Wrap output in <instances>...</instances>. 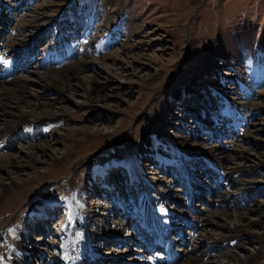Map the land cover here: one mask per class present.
<instances>
[{
  "label": "rangeland",
  "instance_id": "rangeland-1",
  "mask_svg": "<svg viewBox=\"0 0 264 264\" xmlns=\"http://www.w3.org/2000/svg\"><path fill=\"white\" fill-rule=\"evenodd\" d=\"M0 4V51L21 60L13 75L32 78L30 70L43 72L40 58L57 44L61 50L46 55L54 72L83 64L80 80L74 79L72 89L64 93L42 89L34 80L27 84L41 101L54 102L49 109L62 106V115L22 123L0 134L1 145L6 140L12 143L7 148L0 145V162L10 169L0 171L9 194L0 201L2 237L11 243L8 237L16 234L22 213L35 215L43 205L53 210L45 219V234L40 230L31 234L35 248L29 264H57L54 257L60 252L74 191L80 209L91 210L85 220H90L93 236L116 225V239L97 238L89 244L102 259L100 264L132 263L127 258L139 255L143 237L150 239L147 231L137 229L143 199L170 213L168 235L178 247V251L172 247L173 260L187 240L179 238L178 230L200 238L210 228L189 227L193 217L188 210L226 208L253 220L264 215V208H256L264 205V168L230 171L240 166L245 154L254 159L264 155V0H0ZM64 41L72 48L66 55ZM23 49L29 54L23 56ZM84 87L90 90L91 103H84ZM22 107L27 110L25 104ZM256 125L261 130L251 131ZM82 127L100 134L83 137ZM29 130L41 133L42 143L55 139L50 149L60 157L62 134L75 133L79 140L60 164L48 161L36 164L35 170L18 167L9 155L24 159L21 149L27 150L26 141L15 136L23 137ZM210 151L225 157L216 159L229 172L227 178L216 179L213 160L200 156ZM195 159L200 161L197 166ZM132 161L150 183L131 178ZM205 167L215 175L202 173ZM194 169L199 171L195 175L202 198L194 200L192 208L188 199L193 195H187L184 175ZM104 176L109 182H102ZM40 184L44 185L33 195ZM99 188L116 191L115 196L106 199L97 193ZM224 194L229 203L221 201ZM117 200L120 206L115 209L120 212L98 214L100 205L115 206ZM127 231L136 233L132 240L124 238ZM244 241L249 250L262 251L254 264H264V241ZM192 246L210 248L211 257L224 262L231 250L236 252L229 245L210 247L206 239Z\"/></svg>",
  "mask_w": 264,
  "mask_h": 264
},
{
  "label": "bare ground",
  "instance_id": "bare-ground-1",
  "mask_svg": "<svg viewBox=\"0 0 264 264\" xmlns=\"http://www.w3.org/2000/svg\"><path fill=\"white\" fill-rule=\"evenodd\" d=\"M27 50L28 49H23L21 51L23 52V56L29 54ZM49 61V56L44 57L41 63V68L44 71L42 70L43 72H39L38 69H32L29 71L32 78H24L13 75L15 68L19 66L21 60L19 61L18 57L11 59L6 54L0 53V134L4 131L14 130L17 126L22 123H27L29 121L35 120H44L48 117L50 118L54 114L62 115V106H57L56 110L49 109L54 102L46 103L44 101H41L39 98V94L37 95L31 93L27 87V84H29L30 81L34 80V82H37L40 88L42 89H52L64 93L65 91L72 89L73 86L71 83L74 79L80 80L79 74L81 73L83 64L73 63L69 66H63V70L65 71L56 73L58 69L56 70V72H54V68H52V64ZM78 87L82 88V85H79ZM90 95V90L84 87V103L92 102L93 99L90 97ZM95 97L98 100L101 96ZM24 104L26 105L27 110L23 109L22 105ZM235 124L237 125L238 122H234V125ZM260 130L261 126L256 125L251 131L258 132ZM30 131L31 130H29L28 134H25L23 137L15 136L19 139H25V147L27 148V150L21 149V156L24 157L23 160H20L21 158L19 159V154L9 155V157H12L14 159L13 162L18 167H29V169L34 167L35 170L36 164H44L48 163V161H53L54 164H60L63 162L62 160L69 158L73 146H75V144L79 140L75 136V133L62 134V144L64 152L62 151V157H60L55 154V151H52L50 149L51 142L54 143L56 141L55 139L46 143H42L40 142L41 140L39 138V136L42 134L39 133L36 135L34 132ZM79 134L83 135V137H87L92 135H98L100 134V132L98 130L90 131L82 127V129H79ZM12 135L14 134L12 133ZM1 146L2 148L11 147L12 143L6 140ZM223 148L224 147H222V149ZM41 156L45 158L41 159ZM200 156H203L205 158H211L213 160V163L210 162V166L216 167V169H218V173H216V175L206 167L204 168V171H202L203 169L201 170L202 173L205 172L209 175H215L216 179L217 177L220 179L227 178L229 172H225V170H222L219 161H217V159L221 160L225 157H221L220 155L215 154L212 151L202 154ZM241 160L242 163L239 164L240 166H238V168H236L234 171L230 170L231 172H243L244 170H248L254 167L264 168V155H261V157L254 159L245 154L241 157ZM194 162V166H197L200 161L195 159ZM7 163L9 165L11 164L10 162ZM5 164L6 163L0 162V171L5 170L9 172L10 169H8L7 165ZM131 165V178L133 180L140 179L141 181H145L144 175H142V172L140 170L141 168L136 167L134 162ZM190 172L191 174L189 176L188 174H185L184 177L187 176V181H185L187 195H189L190 197H192L193 195L192 199H188V205L193 208L194 205H196L194 204V200L196 201V199H201L202 195L197 193L201 190V187H199L198 184V178L195 175L196 173L198 174L199 171L194 169ZM103 178L105 179L102 180V182L104 183L109 182L110 180L107 177L105 178V176L102 177V179ZM247 181L252 183L253 179H247ZM14 182L18 183L17 181H13L12 184H14ZM145 183L148 184L150 182L145 181ZM85 188L86 190L89 189L88 186ZM115 192L116 191L110 193L109 191H105L104 188H99L97 193H101L106 197V199H108L109 197V199H111V197L115 196ZM8 195L6 192V188L4 187V184L2 183V180L0 178V201H2V199H4V197ZM78 198L79 196L76 195L75 191L69 195V217L63 229V240L61 243L59 242L60 244H58L60 252L54 258L58 259L57 264H100L102 262V259L97 258L92 253V251L89 249V244L97 238L104 239L108 237H114L113 239H116L118 237V231L116 230L115 225V227L113 228L114 230H111L110 232L102 231L98 235V237L93 236V231L88 229V226L90 225V220H85V217L88 215L89 212H91V210L85 209V207H82L80 209L79 205L75 203V200ZM228 198L229 197L225 195L221 201H226L229 203L230 201L228 200ZM116 202L117 204L115 206L106 204L100 205L102 207V211L98 214L108 215L106 211L115 212V214L120 212V210L115 209L116 207L118 208V205L120 206V202L119 200H117ZM92 203H95V201L90 202V204ZM222 203L224 204V202ZM184 205H186V203ZM261 207L264 208V205L262 206L261 203H258L256 206L257 209H262ZM202 208L200 207L199 209ZM199 209L195 208L192 209V211L194 210V212H191V210H188L186 212L190 215V217H193V221H191V224H189L190 226H188L192 228V226L199 227L200 224H203L205 227L210 226V228H205V234H203L200 238L199 236L196 238L188 236L186 237L184 233L181 234L180 239L182 237H185L187 238V240L184 247L181 249L182 253L176 255V261L178 259H181L179 262L176 263V261L174 262V260L172 259V247L174 248V250L176 249V251H178V247L175 246L176 241L174 242V238L167 236V232H169L170 227H172V225L168 221L169 216L167 217V215H170V213L168 214V212L164 208L157 209L150 206V204L144 199L141 200L139 203L140 214L137 215V217L134 215L138 223L137 229H145L151 231V233L155 235L153 237L152 244L156 247L159 243H161L162 251H153L152 253L148 252V254L146 255V252H144L142 249V253H137L139 254V256L135 255L136 257H131V259L127 258L128 261H132V263L129 264H254L257 258H259V256L261 255L262 251L259 248L249 250L245 245L244 239L248 240L250 238H255L258 243L264 241V231L262 233L260 232V230L264 227V215H262L260 219L253 220L254 218L247 217L245 214H243V212L233 214L228 213L226 208H204L201 212L199 211ZM52 213V206L47 207V205H43L36 210L35 215L26 217L25 214L22 213V217L20 214V216L23 218V221L17 227H15L17 231L16 234L14 236L11 234L12 236L8 237V240L10 239L11 243H8L6 241L7 239L5 237H2V235L0 234V264H29L31 261L30 256L32 255V250L35 248V243L32 242L31 234L36 230H40L41 234H45V219L50 217ZM186 232L190 233L191 230L188 229L186 230ZM134 233L127 231L124 238H129L130 240H132V235L136 234ZM202 239H206L207 242L210 244V247H217L218 245H229L231 247L233 246L236 252H234V250H231L226 262L216 260L214 257H211L209 253L210 248L209 250H207V248L206 250H201L202 246H200L199 250L201 251H199L198 249H196L195 246H192V242L196 243L197 245L199 243H202ZM137 250V252L140 251V249ZM166 250L170 252V262L166 261ZM110 260L116 261V258H111ZM31 264H34V262H31Z\"/></svg>",
  "mask_w": 264,
  "mask_h": 264
}]
</instances>
